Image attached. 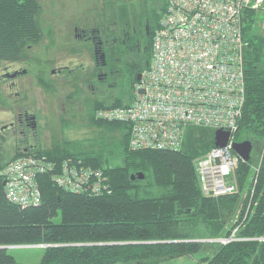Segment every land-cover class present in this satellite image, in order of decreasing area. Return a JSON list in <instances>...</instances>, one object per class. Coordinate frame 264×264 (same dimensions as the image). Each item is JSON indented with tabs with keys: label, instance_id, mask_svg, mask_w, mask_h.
I'll list each match as a JSON object with an SVG mask.
<instances>
[{
	"label": "trees",
	"instance_id": "1",
	"mask_svg": "<svg viewBox=\"0 0 264 264\" xmlns=\"http://www.w3.org/2000/svg\"><path fill=\"white\" fill-rule=\"evenodd\" d=\"M150 1H138L139 9L125 2L115 18L110 14L114 23L109 18L95 22L103 38L109 37V24L113 32L124 33L117 48L104 41L107 66L112 62L114 67L110 80L101 82L106 89L80 100L90 125L100 131L99 140L67 137L50 146L11 150L0 138V264H24L8 246L34 243L46 244L35 264H161L206 246L213 248L202 257L204 264H264V239L250 238L264 236V35L254 10L246 11L243 22L246 98L233 133V140L250 139L254 148L248 160H239L235 191L207 195L198 181L194 160L215 145L216 128L188 125L177 149L132 148L131 123L96 115L99 107L124 106L135 98L137 73L151 61L153 36L165 9L164 0ZM43 8L41 0H0V60L25 57L29 46L41 40ZM37 79L56 92L57 83L45 72H37ZM122 83L128 89L116 94ZM68 98L78 93L71 91ZM100 137L104 143H98ZM255 143L262 146L257 169ZM27 154L45 157L54 167L37 174L40 202L21 205L7 196L4 168ZM64 161L101 169L110 191H72L57 184L53 174ZM236 226L235 235L247 238L226 243L194 239L226 236Z\"/></svg>",
	"mask_w": 264,
	"mask_h": 264
},
{
	"label": "built area",
	"instance_id": "2",
	"mask_svg": "<svg viewBox=\"0 0 264 264\" xmlns=\"http://www.w3.org/2000/svg\"><path fill=\"white\" fill-rule=\"evenodd\" d=\"M164 1L151 61L135 85V98L124 106L99 107L96 115L131 123L132 148L177 149L188 125L229 129L228 143L197 156L194 167L204 194L235 191L233 175L242 158L232 141L246 98L243 22L246 11L254 10L256 27L264 35V0ZM44 158L20 155L6 164L9 199L21 205L40 202L37 174L54 167ZM53 178L72 191L111 189L101 169L89 164L64 161ZM237 227L229 235L206 239L226 243L247 238L235 235Z\"/></svg>",
	"mask_w": 264,
	"mask_h": 264
},
{
	"label": "flooded vegetation",
	"instance_id": "3",
	"mask_svg": "<svg viewBox=\"0 0 264 264\" xmlns=\"http://www.w3.org/2000/svg\"><path fill=\"white\" fill-rule=\"evenodd\" d=\"M128 1L133 0H100L96 18L85 17L79 24L74 25L73 36L75 33L74 37L83 43L79 50L68 53L67 50L73 44L67 39V35L50 31L46 32L38 43L29 46L27 56L13 60H0V138L7 149L27 150L44 145L38 132L40 117L29 104L24 103L22 97L25 95H20L24 89V80L21 77L27 74L30 68L35 67L38 72L44 70L47 73L49 71L50 76L51 74L58 75V78L51 81L57 84L64 81L66 89L76 86L79 97L83 93L95 96L103 90L101 82H108L114 72L112 62L107 66L106 51L103 49L104 41L106 40V44L109 43L112 48L120 40L124 41V33L113 32L112 24H110L109 37L103 38L101 29L95 22L100 18L108 20L111 11L104 4L112 5L109 7L111 9H117L118 6H124ZM149 1L142 0L148 4ZM53 46L67 49L63 52L59 62L55 61L56 57L49 54ZM115 58L119 57L115 56ZM141 75L142 71H139L137 78L139 79ZM66 103H68L67 99L62 106L65 110H67Z\"/></svg>",
	"mask_w": 264,
	"mask_h": 264
},
{
	"label": "rangeland",
	"instance_id": "4",
	"mask_svg": "<svg viewBox=\"0 0 264 264\" xmlns=\"http://www.w3.org/2000/svg\"><path fill=\"white\" fill-rule=\"evenodd\" d=\"M99 1L100 0H41L44 6L41 20L43 25H45L46 32L53 31L56 34L62 33L64 36L67 35V39L73 44L68 50L61 47L58 48V46L52 47V51H49V54L56 57V62L60 61L63 56V52L66 50L70 53L75 50H79L83 45L82 41L74 37L75 33L73 36L74 25L79 24L85 17L94 19L95 15L97 16L98 7L100 6ZM133 1L136 3V8L139 9L138 0ZM150 3L151 2L149 1V4ZM104 6L111 11L110 13H107H109V21L114 23L110 14H112V18H115L113 13L117 14L118 10L114 8L112 10L109 8L112 5L104 4ZM37 72L38 71H36L35 67L30 68L29 72L21 77L24 80V89L20 95H25L22 97L24 103L29 104L40 117L41 123L39 125V129H37L40 140L44 142V145L50 146L55 141H65L67 137L71 139H86L89 141H93L94 139L99 140L97 137L100 133L99 129L90 125L88 119L89 114L86 111V108L83 109L80 105L81 99L86 96L93 95L83 93L81 97L78 95V98L70 99L68 98V93L71 91L78 93V90H76V86L66 89L64 81L57 84L56 92L47 90L39 83L36 76ZM49 73L50 72L47 71L45 74L50 80L58 78V75L51 74L52 76H50ZM73 83L76 82L73 81ZM105 89L106 86H103V90ZM123 89H128L127 85H124V83H122L121 86L116 87L114 91L116 94H121ZM65 99L68 100V103H66L67 110L62 108ZM104 141L105 140L101 141L100 137V142L98 143H104ZM255 145H257V147H255V153L253 155L255 159L253 167L257 169V164L262 157V146L260 148L259 143H255ZM58 218L59 216H55V219ZM206 238L197 237L194 239L200 241H217L207 240ZM45 245V243L10 245L8 246V251L24 264H35L41 259L45 250ZM212 248V246H206L205 249H202L195 254H183L168 257L163 260L161 264H204L202 257L204 255L211 254Z\"/></svg>",
	"mask_w": 264,
	"mask_h": 264
},
{
	"label": "water",
	"instance_id": "5",
	"mask_svg": "<svg viewBox=\"0 0 264 264\" xmlns=\"http://www.w3.org/2000/svg\"><path fill=\"white\" fill-rule=\"evenodd\" d=\"M140 77V76H139ZM143 90V89H142ZM231 131L229 129L217 128L215 130V145L224 146L228 143L230 139ZM233 149L243 160H248L251 157V151L253 148V143L250 139L243 140H233L232 141ZM140 177L143 176V173H138ZM132 177H135L132 174ZM8 246V245H6Z\"/></svg>",
	"mask_w": 264,
	"mask_h": 264
}]
</instances>
